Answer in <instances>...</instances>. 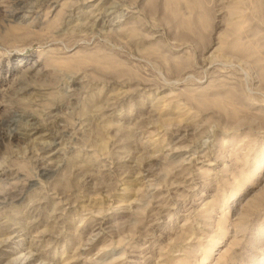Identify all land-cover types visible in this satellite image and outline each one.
<instances>
[{
  "label": "rangeland",
  "instance_id": "obj_1",
  "mask_svg": "<svg viewBox=\"0 0 264 264\" xmlns=\"http://www.w3.org/2000/svg\"><path fill=\"white\" fill-rule=\"evenodd\" d=\"M51 1L0 0V264H264V0Z\"/></svg>",
  "mask_w": 264,
  "mask_h": 264
},
{
  "label": "bare ground",
  "instance_id": "obj_2",
  "mask_svg": "<svg viewBox=\"0 0 264 264\" xmlns=\"http://www.w3.org/2000/svg\"><path fill=\"white\" fill-rule=\"evenodd\" d=\"M51 0H47V2H50ZM52 2V1H51ZM111 12V11H110ZM75 27V26H74ZM19 65V64H18ZM44 97V96H43ZM36 128V127H35ZM34 129V128H33ZM36 130V129H35ZM39 130V129H38ZM37 130V131H38ZM41 130V129H40ZM42 134V133H41ZM17 136V135H16ZM50 157V156H49ZM44 160V159H43ZM46 160V159H45ZM51 161L53 160V159H50ZM42 163V162H41ZM47 164H44V166L42 167V171H41V173L43 172L44 174L45 173H48V172H50V171H52V170H54L53 168H52V163H48V162H46ZM51 166V167H50ZM21 181V180H20ZM31 185V184H30ZM17 191V190H16ZM7 193V192H6ZM11 193V192H10ZM14 193V192H13ZM18 194V193H17ZM11 195H13L12 193H11ZM8 196V195H7ZM13 196H16L17 197V195L15 194V195H13ZM5 197V196H4ZM58 211V210H57ZM25 238V237H24ZM1 242V241H0ZM21 257V256H20ZM29 257V256H28ZM27 258V257H26ZM25 258V259H26ZM28 260V259H27ZM13 262V261H12ZM15 262V261H14ZM18 262V261H17ZM29 263V262H28ZM14 264V263H13ZM16 264V263H15Z\"/></svg>",
  "mask_w": 264,
  "mask_h": 264
}]
</instances>
